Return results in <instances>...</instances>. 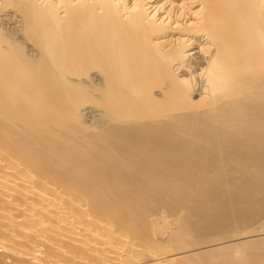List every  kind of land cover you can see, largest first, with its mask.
Returning a JSON list of instances; mask_svg holds the SVG:
<instances>
[{"label": "bare ground", "instance_id": "1", "mask_svg": "<svg viewBox=\"0 0 264 264\" xmlns=\"http://www.w3.org/2000/svg\"><path fill=\"white\" fill-rule=\"evenodd\" d=\"M261 231L264 0H0V264H264Z\"/></svg>", "mask_w": 264, "mask_h": 264}, {"label": "rangeland", "instance_id": "2", "mask_svg": "<svg viewBox=\"0 0 264 264\" xmlns=\"http://www.w3.org/2000/svg\"><path fill=\"white\" fill-rule=\"evenodd\" d=\"M261 232H262V233H261ZM261 232H260V234L263 235V234H264L263 231H261ZM257 234L260 235L259 232H257ZM257 234L255 233V235H257ZM248 235H249V234H247V235H243V236H244V238H250L251 235H250V236H248ZM255 235L252 234V237L255 236ZM258 235H257V236H258ZM243 236H240V237H238V238L244 239ZM238 238H237V239H238Z\"/></svg>", "mask_w": 264, "mask_h": 264}]
</instances>
